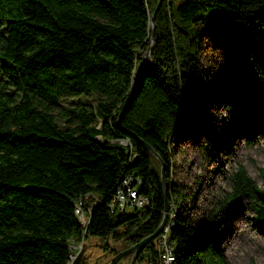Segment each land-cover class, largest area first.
I'll use <instances>...</instances> for the list:
<instances>
[{
	"label": "trees",
	"instance_id": "16d2710c",
	"mask_svg": "<svg viewBox=\"0 0 264 264\" xmlns=\"http://www.w3.org/2000/svg\"><path fill=\"white\" fill-rule=\"evenodd\" d=\"M216 7L222 21L208 24L200 13ZM205 30L227 48L238 75L231 120L252 142L264 130V0H0V264H69L73 242L91 236L106 251L119 250L111 239L135 245L162 222L165 185L175 264H231L218 229L190 216L195 195L172 180V142L205 82ZM68 96L96 102L63 111ZM128 175L150 203L112 212ZM229 180L219 208L246 199L264 229V187L243 165ZM87 193L100 200L84 228L75 205ZM155 240L139 263L159 264Z\"/></svg>",
	"mask_w": 264,
	"mask_h": 264
},
{
	"label": "rangeland",
	"instance_id": "374dc122",
	"mask_svg": "<svg viewBox=\"0 0 264 264\" xmlns=\"http://www.w3.org/2000/svg\"><path fill=\"white\" fill-rule=\"evenodd\" d=\"M229 1L237 4L238 0ZM223 13L221 7H216L200 15L212 24V21L221 22ZM201 61L205 82L197 97L198 113L191 115L188 127H182L172 142V180L195 195L188 200L190 216L218 229L231 264H264V229L257 223L251 202L241 199L224 209L218 206L219 200L231 189L230 173L239 165H243L258 185L264 187L261 174V168L264 169V130L255 128V140L251 142L239 126L233 124L228 99L238 83V75L226 46L215 33L206 30ZM79 99L91 104L96 102L93 96H68L62 100L63 111L76 107ZM58 122L62 126L70 124L63 117H58ZM85 241L92 262L99 257L110 260V250L104 249L100 237L91 236ZM110 245L119 250L128 248L124 242L114 239L110 240ZM132 256L129 254L124 261L130 264Z\"/></svg>",
	"mask_w": 264,
	"mask_h": 264
},
{
	"label": "built area",
	"instance_id": "2783aa9c",
	"mask_svg": "<svg viewBox=\"0 0 264 264\" xmlns=\"http://www.w3.org/2000/svg\"><path fill=\"white\" fill-rule=\"evenodd\" d=\"M140 181V178H136L134 175H128L122 180L121 185L117 188L110 201L109 207L112 212L123 213L124 211H130L129 209L135 210L149 205V197L138 190ZM99 200L100 196L98 194L87 193L76 203L75 213L84 228L88 226L93 208ZM176 216L177 210L174 206H171L167 222L156 237L155 244L159 253V264H175L176 247L170 241V233ZM85 239L83 238L78 244L73 242L69 263L78 254L76 251L79 252L82 249L86 242Z\"/></svg>",
	"mask_w": 264,
	"mask_h": 264
},
{
	"label": "water",
	"instance_id": "95a60500",
	"mask_svg": "<svg viewBox=\"0 0 264 264\" xmlns=\"http://www.w3.org/2000/svg\"><path fill=\"white\" fill-rule=\"evenodd\" d=\"M161 1L162 0H160V2ZM156 11H157V9L153 13V17L151 20L153 29L155 27L154 19H155ZM153 39H154V32L152 33V41H153ZM149 54H150V48L148 49V51L143 56V59L140 63V67H142L146 64V59H147V56ZM143 145L148 151L153 153L156 157H159L157 152L151 147V145L148 142L143 141ZM162 178H163L164 183H166L167 174H166V167H165L164 163L162 165ZM169 210H170L169 198L167 195V187L165 185V209H164L163 219H162V222L160 223L159 227L151 235L143 238L141 241H139L135 245H132L126 249L118 251L115 255H113L110 258V260L107 264H127V262L124 261V258L127 257L131 253L133 256H132L130 264H139L138 260H137L139 252L143 248H145L147 245H149L150 242L154 238H156L158 236V234L162 231L163 227L165 226V224L167 222ZM89 256H90V254L87 253V244H84L82 249L78 252L76 257L74 258V260L70 264H102L101 262H99V258H96V260H94L93 262L89 261Z\"/></svg>",
	"mask_w": 264,
	"mask_h": 264
},
{
	"label": "flooded vegetation",
	"instance_id": "af4514ba",
	"mask_svg": "<svg viewBox=\"0 0 264 264\" xmlns=\"http://www.w3.org/2000/svg\"><path fill=\"white\" fill-rule=\"evenodd\" d=\"M118 251H120V250H117V252H118ZM117 252H114V251L111 252V251H110V254H109V253H108V254L110 255V257H112V256L115 255ZM91 256H92V255L90 254V256H89V260L91 259ZM101 259H102V257H99V262H101L102 264H107V263L109 262L108 260L105 261V260H101ZM94 260H96V258H95ZM90 261H91V260H90Z\"/></svg>",
	"mask_w": 264,
	"mask_h": 264
}]
</instances>
